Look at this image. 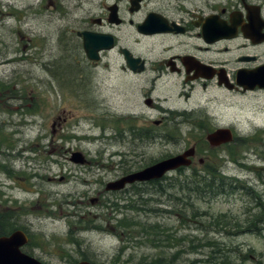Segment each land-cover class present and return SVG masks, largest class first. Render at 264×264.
<instances>
[{
  "label": "rangeland",
  "instance_id": "374dc122",
  "mask_svg": "<svg viewBox=\"0 0 264 264\" xmlns=\"http://www.w3.org/2000/svg\"><path fill=\"white\" fill-rule=\"evenodd\" d=\"M72 2L0 0V215L8 234H27L21 250L44 264H264V94L221 107L235 111L238 122L220 126L236 137L210 164L233 188L214 195L207 181L171 174L107 190L123 167L154 163L166 149L141 143L133 155L128 133L111 138L134 126L119 119L128 105L146 110L134 78L90 72L72 55L66 28L80 9ZM179 129L204 136L200 126ZM73 150L90 163L73 162Z\"/></svg>",
  "mask_w": 264,
  "mask_h": 264
},
{
  "label": "flooded vegetation",
  "instance_id": "af4514ba",
  "mask_svg": "<svg viewBox=\"0 0 264 264\" xmlns=\"http://www.w3.org/2000/svg\"><path fill=\"white\" fill-rule=\"evenodd\" d=\"M72 1L74 9L80 8L66 28L72 55L80 53L90 72L119 70L134 78L146 110L137 113V102L128 105L132 112L119 119L132 120L134 126L121 128L111 138L128 133L133 155L143 152L141 143L165 148L164 158L193 150L189 165L166 172L163 179L201 170L219 179L210 163L227 143H211L207 136L220 125L238 122L235 111L221 112V107H235L237 97L264 94V0ZM184 125L200 126L204 136H195L199 129H179Z\"/></svg>",
  "mask_w": 264,
  "mask_h": 264
},
{
  "label": "water",
  "instance_id": "95a60500",
  "mask_svg": "<svg viewBox=\"0 0 264 264\" xmlns=\"http://www.w3.org/2000/svg\"><path fill=\"white\" fill-rule=\"evenodd\" d=\"M87 43L84 38V47ZM263 69H260L257 74L261 75ZM263 79V78H262ZM262 85V84H261ZM232 132L228 128H218L207 136L211 143H222L232 140ZM193 150L188 149L184 153L159 160L151 165L146 166L141 171L129 173L120 177L119 179L109 181L106 183L107 190L122 189L127 183H132L137 180L147 181L155 177L163 175L166 171L186 165L190 163V158ZM71 159L76 162H82V157L79 152L72 153ZM27 237L22 230L16 229L9 235L0 236V264H44L38 259L24 253L21 246L27 242ZM76 264H91L87 260H81Z\"/></svg>",
  "mask_w": 264,
  "mask_h": 264
},
{
  "label": "trees",
  "instance_id": "16d2710c",
  "mask_svg": "<svg viewBox=\"0 0 264 264\" xmlns=\"http://www.w3.org/2000/svg\"><path fill=\"white\" fill-rule=\"evenodd\" d=\"M213 176L214 175L212 174V178L213 179H209V178H211V176L209 177L208 174H197V173H194V174L186 175L185 178H184V180H189L190 179V182L191 183H193V182H198L199 183L201 181H207V182H209V180H211L213 183H215V185L214 186H210V185H208L209 183H207V185L205 186L207 188L205 190L211 191V193H214V195L223 192V190L226 187L227 188H231L232 187L231 186V181L232 180H229L228 179L226 181L224 177H222L219 180L217 178L215 179ZM191 178H193V179L191 180ZM227 183H229V184H227ZM255 221H257V220H254L252 222H248L247 223L248 227L251 226V225H254ZM219 223H220V221H219ZM11 229H12L11 225L9 223H7L6 220H3V215H0V234L1 235L2 234H8V232L11 231Z\"/></svg>",
  "mask_w": 264,
  "mask_h": 264
},
{
  "label": "bare ground",
  "instance_id": "6f19581e",
  "mask_svg": "<svg viewBox=\"0 0 264 264\" xmlns=\"http://www.w3.org/2000/svg\"><path fill=\"white\" fill-rule=\"evenodd\" d=\"M74 152H79L80 154H81V157H82V162H78V163H85L86 161V159H87V157H86V155L85 154H83L81 151H79V150H75V151H72V153H74ZM71 157H72V155H71ZM71 159V158H70ZM72 160V159H71ZM73 161V160H72ZM73 162H76V161H73ZM157 162V161H156ZM155 163V162H154ZM153 164V163H152ZM151 165V164H150ZM187 165H189V164H186V165H183V166H187ZM146 166V165H145ZM145 166H141L140 168H138V169H136V170H133L132 172H129V173H135V172H138V171H141L142 169H144L145 168ZM124 169H127V167H123ZM178 167H176V168H173V169H170V170H175V169H177ZM191 174H194V173H191ZM186 175H190L189 173L188 174H185V173H182V174H179V175H176V177H179V178H181V179H184L185 178V176ZM223 176L222 175H220V178H219V180L222 178ZM225 178V177H224ZM210 179H213V178H210ZM226 179V178H225ZM162 181H164V179H163V175H161V176H159V177H155V178H153V184H157V183H161ZM136 184H145L142 180H137V182H136ZM168 185H170V184H168ZM171 185H173V184H171ZM26 235V237H27V240H29V237H28V235L27 234H25ZM33 257V256H32ZM35 258V257H34ZM37 259V258H36Z\"/></svg>",
  "mask_w": 264,
  "mask_h": 264
}]
</instances>
